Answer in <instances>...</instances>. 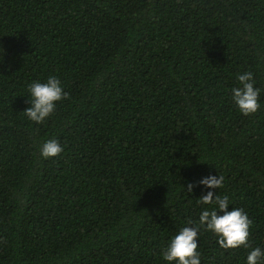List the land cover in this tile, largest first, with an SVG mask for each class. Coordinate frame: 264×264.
Wrapping results in <instances>:
<instances>
[{"label": "trees", "instance_id": "obj_1", "mask_svg": "<svg viewBox=\"0 0 264 264\" xmlns=\"http://www.w3.org/2000/svg\"><path fill=\"white\" fill-rule=\"evenodd\" d=\"M244 71L251 116L230 98ZM50 75L69 99L37 125L28 84ZM53 137L63 153L41 158ZM210 172L264 247V0H0V264H166L207 191L186 182ZM198 251L248 249L201 229Z\"/></svg>", "mask_w": 264, "mask_h": 264}, {"label": "clouds", "instance_id": "obj_2", "mask_svg": "<svg viewBox=\"0 0 264 264\" xmlns=\"http://www.w3.org/2000/svg\"><path fill=\"white\" fill-rule=\"evenodd\" d=\"M236 80L237 84L230 89L231 102L243 116L256 114L261 108L262 89L257 86L254 74L244 71L237 74ZM27 91L30 106L23 113L37 125L45 123L55 113L58 104L69 99L65 86L55 75L48 76L43 82H30ZM63 151V145L54 137L46 139L39 147V155L43 159L58 157ZM224 179L220 173L214 175L210 172L198 182H186L184 190L187 193H193L198 186L207 191L196 199L202 205L198 221H190L181 227L161 249V258L166 264H201L198 251L201 229L216 236L222 249H248L246 264H264V247H252L249 241L252 221L248 214L242 208L231 206L229 195L217 193L223 188Z\"/></svg>", "mask_w": 264, "mask_h": 264}]
</instances>
